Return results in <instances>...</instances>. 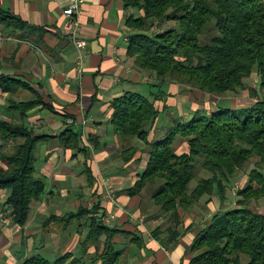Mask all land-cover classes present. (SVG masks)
<instances>
[{
    "label": "trees",
    "instance_id": "trees-1",
    "mask_svg": "<svg viewBox=\"0 0 264 264\" xmlns=\"http://www.w3.org/2000/svg\"><path fill=\"white\" fill-rule=\"evenodd\" d=\"M122 2L127 11V56L136 69L154 73L161 81L150 83L157 90H151L150 95L126 91L111 100L115 134L143 145L122 146L126 161L139 150L146 156L145 167L125 191L139 195L149 189L156 205L154 216L168 223L157 226L151 234L170 249L183 231L192 229L190 225L178 228L180 211L199 207L202 200L206 210L213 195L221 203L226 201L236 173L255 159L246 182L228 200L234 201V206H222L195 229L189 264H264V213L252 204L264 202V0ZM1 27L39 30L2 7ZM252 76L257 87L248 89V93L257 96L254 103L243 107L216 104L208 111L197 108L187 118L177 116L166 123L163 135L151 136L160 113L154 102L166 94L163 83L174 82L220 97L246 89V80ZM21 88L32 90L26 81L0 73V92L9 95L10 109L9 118L0 114V190L6 191L3 205L9 210L8 217L24 227L34 206L47 193L36 168L37 147L42 140L54 137L38 135L26 123L31 109L39 105L52 109V105L36 92L32 100L14 101L13 95ZM57 139L61 146L75 152L73 157L82 152L87 159L89 150L80 147L81 133L73 124ZM182 140L189 149L178 154L174 144ZM91 141L95 148V139ZM200 169L208 172L206 178L198 176ZM104 215L99 201L69 212L64 216L68 224L70 218H78V222L84 218L79 226L83 222L87 225L78 251L60 253L53 259L36 254L22 264H131L128 257L123 258L128 250L114 240L124 231L105 224ZM136 240V235L131 238L132 242ZM93 246L94 251L88 252Z\"/></svg>",
    "mask_w": 264,
    "mask_h": 264
},
{
    "label": "crops",
    "instance_id": "crops-1",
    "mask_svg": "<svg viewBox=\"0 0 264 264\" xmlns=\"http://www.w3.org/2000/svg\"><path fill=\"white\" fill-rule=\"evenodd\" d=\"M69 4L70 0H0V7L21 17L32 27L39 28H0V73L20 78L32 87V90H17L13 95L14 101L32 100L36 92L53 107L48 109L39 105L27 113L26 119L36 134L54 137L42 140L37 147L36 168L44 179L47 193L44 200L35 206V214L39 216L35 221L46 216L48 211L56 217L66 211L61 205L57 207L54 198L75 197L65 205L77 210L81 205L86 206V193L87 198L94 194L105 214L114 215V226L127 233L128 241L137 246L135 255L131 256L130 251L128 253L131 264H189L192 256L189 248L195 229L219 211L222 203L213 195L206 210L203 205L200 209L195 206L188 212L180 211L181 223L178 228L190 225L192 229L183 231L170 249L152 236L151 231L161 224L162 218L154 216L156 205L150 194L145 196L141 192L130 195L125 191L137 180L145 167L146 158L139 150L126 161L122 146L132 144L141 148L142 142L121 139L115 134L111 123L113 98L126 91H146L144 86H150L147 82L149 74L136 69L132 59L127 56V11L122 0H83L80 12L71 19L63 13ZM73 20L77 23L80 36L86 41V46L80 52L70 37ZM179 86L183 85L169 84L166 94L154 102L160 111L159 125L151 136L163 135L167 120L171 122L177 116L187 118L197 108L206 111L213 109L220 97L229 98L233 107L246 105L238 104L236 98L226 95L212 97L209 93L193 88L181 89ZM8 98L9 95L0 92V114L5 118H9L10 113V109L7 110ZM71 124L81 133L80 147L86 146L89 150L86 160L82 152L73 157L75 152L58 142V136ZM91 139H95V148ZM176 144L178 154L189 149L186 141ZM104 182H109V185ZM109 190L112 191L110 196ZM5 197L6 191L1 189L0 202H4ZM227 205L234 206V201ZM69 212L74 211L70 210L67 214ZM37 228L33 224L25 228L29 230L23 236L25 241L34 238L33 230ZM19 229L18 225L11 228L0 225V255L7 254L2 252L3 248L16 237L24 240ZM29 233L32 234L29 236ZM135 235L137 240L132 242L131 238ZM116 237H120V234ZM115 242L119 243L118 240Z\"/></svg>",
    "mask_w": 264,
    "mask_h": 264
},
{
    "label": "rangeland",
    "instance_id": "rangeland-1",
    "mask_svg": "<svg viewBox=\"0 0 264 264\" xmlns=\"http://www.w3.org/2000/svg\"><path fill=\"white\" fill-rule=\"evenodd\" d=\"M157 77L155 76L154 73L149 74L147 76V82L150 85V83L152 85H154L156 82H159L157 79ZM161 82V81H160ZM159 82V83H160ZM174 83V82H168L166 84H164L162 87L163 91H166L167 89H169V84ZM177 84V83H175ZM146 91H140L143 92L146 95H150V91L152 90L153 92H157L156 88H152L151 86L145 85L144 86ZM181 89L184 88V86H179ZM257 87V80L252 76L251 78L246 80V89L244 90H240L235 94H229V97L232 98H236V103L238 104H252L255 101V98H257V96H251L248 93V89H252ZM180 89V90H181ZM185 89V88H184ZM141 90L138 89V91ZM183 91V90H182ZM181 92V91H180ZM227 97V95H226ZM231 98V99H232ZM1 101V100H0ZM1 104V102H0ZM5 106L7 105L6 103H3ZM2 104V105H3ZM217 104H220V106H230V100L229 98H219V100L217 101ZM208 106V104H207ZM183 110H184V105H183ZM166 114V113H164ZM163 121H161V125H162ZM167 123H169V120H167ZM159 125V122H158ZM183 141V140H182ZM177 144H174V148L176 149ZM146 158V156H145ZM255 159H252L250 162L247 163V165L245 167H243L240 171H238L236 173V175L234 176V178L232 179V185H230V190H228L226 196H227V200L224 201L222 203V206L226 207L228 206L227 203L229 202L228 200H232L234 195L233 193L237 191V189H239L245 182L247 179V175L249 173V171L251 170V168H253V163H254ZM84 168V166L82 167ZM198 176L199 177H204L206 178L208 176V172H206L204 169H200L198 172ZM106 185H109V182H104ZM142 194H144L145 196L148 195L149 189L145 188L143 191H141ZM88 193L85 194V201H87V203L85 204V207H91L93 205L94 202L98 201L96 200V196L91 195V198H87ZM90 197V196H89ZM95 198V199H94ZM99 197H97L98 199ZM88 199V200H87ZM92 199H94L95 201H93ZM56 202L57 207H59V205L65 207L64 209H66V211L63 214H60L59 216H57L58 218H52V215H54L53 213H47L46 216L38 219L35 221L36 218H38L39 216H37L35 213H37V207H35L33 209L32 215H31V220L24 226L21 227L18 225V227L21 228V230L19 231V233H22L21 238L24 240H19V237H16V239H13V241H11L9 243V245L5 246L2 250V252H6L7 254H2L1 256V260L3 264H22V262L27 259L28 257H31L33 255L36 254H40L41 256H44L48 259H53L55 258V256H57L58 254L62 253V251L64 250V252L66 251H72L73 253H76L78 251V249L80 248V241L85 238L86 234H87V225L85 222L82 223L81 226H79V223L82 222L83 220H85L84 218H80V222H78V218H70V223L68 224L67 220L64 219V216L67 214L68 211H76V209H73L72 207H70L69 205H65L66 202L67 203H71L73 200H75V197H67V198H54L53 199ZM62 202H64L62 204ZM3 201L0 202V225H5L9 228L13 227V225H16L14 223H12V221L10 220V217H8V209L5 208V206L3 205ZM60 203V204H59ZM231 203V201L229 202V204ZM254 206H256L259 211H264V202L260 201L259 203L257 202H253L252 203ZM38 205V204H37ZM203 205H205L204 203L202 205H200L198 208L202 207ZM82 206V205H81ZM207 207V205H206ZM59 209V208H57ZM63 209V208H62ZM45 214V213H44ZM215 214V213H214ZM213 214V215H214ZM211 215L209 217V219L213 216ZM203 218H205V216H203ZM34 220V221H32ZM102 220L105 224H107L108 226H114V215H108L105 214L102 217ZM34 222V223H32ZM158 223H160L158 221ZM29 224H33L34 226H37V229H34L33 232V239L29 240L28 242L25 241L26 238L23 237L25 235V233H27L25 228L28 227ZM162 225H166L167 226V222H164L162 219L161 222ZM159 224V226L161 225ZM204 225V224H203ZM201 225V226H203ZM199 226V227H201ZM157 227V226H156ZM155 227V228H156ZM197 227V228H199ZM161 229H165V226H161ZM154 230V229H153ZM10 231V229H9ZM11 236L13 235L11 232L9 233ZM32 233H29V236ZM127 233H123L122 235H120V237H114L115 240H118L119 243L122 244L120 245V247H125V250H128L124 255L123 258L129 259L130 256H128L129 251L131 252V256L135 255L136 251H137V246L135 244H131L128 239H127ZM72 236L74 237V240L72 242H70V239ZM129 237V236H128ZM14 238V237H13ZM128 242V243H127ZM103 243L100 242L99 243V247L102 249ZM119 247V246H118ZM127 247V248H126ZM94 246L91 247L88 252H93L94 251ZM24 252V254H23ZM131 259V257H130Z\"/></svg>",
    "mask_w": 264,
    "mask_h": 264
},
{
    "label": "built area",
    "instance_id": "built-area-1",
    "mask_svg": "<svg viewBox=\"0 0 264 264\" xmlns=\"http://www.w3.org/2000/svg\"><path fill=\"white\" fill-rule=\"evenodd\" d=\"M83 0H70V4L67 8L64 9L63 13L65 16L74 19V17L76 15H78V13L81 10V5H82ZM74 21V27L71 30V39H72V43L74 45V47L76 48V50H78L80 52L81 49H83L86 46V41L84 38H82L79 34V28L77 27V23L75 20ZM81 61H82V57L81 55H79ZM112 193V191H108V196H110V194Z\"/></svg>",
    "mask_w": 264,
    "mask_h": 264
}]
</instances>
